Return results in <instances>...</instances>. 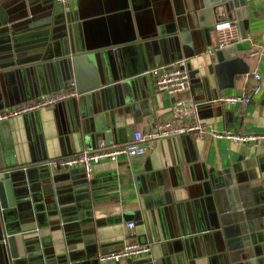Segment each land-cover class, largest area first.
Returning a JSON list of instances; mask_svg holds the SVG:
<instances>
[{"label":"crops","instance_id":"1","mask_svg":"<svg viewBox=\"0 0 264 264\" xmlns=\"http://www.w3.org/2000/svg\"><path fill=\"white\" fill-rule=\"evenodd\" d=\"M224 2L0 0V113L71 83L78 92L53 108L0 121V165L38 166L17 189V195L26 196L18 219L5 224L0 216V264L11 262L2 246L4 225L9 235L33 240L35 252L42 253L17 264H219L221 247L207 227L222 178L217 172L227 169L226 177L244 198L264 209V144L176 134L148 142L145 156L101 161L93 178L85 177L96 179L95 186L78 180L85 176L82 168L51 172L44 164L95 151L101 139L109 146L128 144L135 132L168 121L202 124L217 133L264 132V0L244 1L251 49L237 53L248 62L249 74L263 79L241 77L234 89L220 91L214 27L232 18L240 22ZM125 12L133 17L138 40L87 51L83 22L98 20L85 31L92 46H99L125 35L128 18H113ZM238 15L244 17L242 7ZM253 50L260 54L250 57ZM17 53H35L39 59L14 64ZM179 60L197 72L191 89L175 96L158 92L147 70ZM205 78L212 83L208 91ZM255 85L260 90L244 109L217 101ZM130 222L135 228H128ZM74 223L79 229L65 232V225ZM254 239L264 247V220ZM128 243L148 245L151 253L121 262L100 260Z\"/></svg>","mask_w":264,"mask_h":264},{"label":"water","instance_id":"2","mask_svg":"<svg viewBox=\"0 0 264 264\" xmlns=\"http://www.w3.org/2000/svg\"><path fill=\"white\" fill-rule=\"evenodd\" d=\"M245 0H225L226 12L230 13L235 10L240 22L241 36L243 41L218 48L215 53L217 60L215 68V76L217 80V88L220 91L234 89L236 80L243 78L249 74V64L245 58L239 56L237 53L243 50H250L251 44L246 41L245 30L248 29V22L245 15ZM242 7L244 17L239 16V8ZM47 16V14L45 15ZM126 17L128 18V25L126 26L125 35L119 39H113L110 43L101 44L99 46L93 43L85 31L93 21L83 22L84 27V45L87 51L94 48H106L114 45L135 42L138 40L136 29L133 23L131 13L125 12L118 14L113 18ZM233 19V18H232ZM32 21H35L33 18ZM125 37V38H124ZM114 43V44H113ZM39 56L35 53H17L15 55L14 64H26L38 60ZM205 66V64H203ZM152 68H149L150 71ZM187 70L192 82L197 72L191 70V65L187 62ZM149 77L150 75L147 74ZM205 91H208L212 85L208 78L202 82ZM45 166V165H44ZM47 168V167H46ZM38 170V166H6L0 165V216L2 221L6 224L9 220L18 219V211L21 202L26 198L24 194L17 195V189L26 186L27 178L32 170ZM48 169V168H47ZM49 170V169H48ZM50 172V171H49ZM85 172V171H84ZM219 178L216 188V200L212 205V210L209 211L210 222L207 227H210L214 240L220 249L217 250V259L219 264H264V247L258 245L254 239V235L260 230L264 220V209L255 208L250 204V200L244 198V193L239 188L235 187L232 179L226 177L229 174L227 169L217 172ZM78 176V180L84 181L83 184L97 185V180L86 179ZM87 178V177H86ZM211 223V224H210ZM3 228V227H2ZM65 232L78 230L79 225L66 224ZM5 236L2 246L10 251V264H17L21 259L28 261L36 256H41V252L36 251V244L33 240L25 239L23 235L13 233L9 235L7 228L4 225ZM21 236V237H19ZM24 252V254H22ZM40 253V254H39ZM167 256V255H165ZM30 264V263H29ZM156 264H166L165 260L156 261Z\"/></svg>","mask_w":264,"mask_h":264},{"label":"built area","instance_id":"3","mask_svg":"<svg viewBox=\"0 0 264 264\" xmlns=\"http://www.w3.org/2000/svg\"><path fill=\"white\" fill-rule=\"evenodd\" d=\"M75 0H56L59 5H67ZM238 20L232 19L226 22H221L215 25L214 30L218 37V48L237 44L243 41V38L238 30ZM250 57H256L260 54L258 50H253L249 53ZM186 60H179L169 67H159L148 71L154 80L155 88L158 92L166 93L170 96L183 94L191 89V79L187 71ZM246 81L250 79L256 82L262 81V76L259 73L247 74L244 76ZM260 90L259 85L251 86L246 93L242 95H224L218 98V102L223 106L246 108L252 101V96ZM78 97V92L75 89V83H71L69 88L59 93L44 96L34 100L31 103L23 104L19 107L11 108L0 113V121H7L16 117L37 112L42 108H53L56 104L62 101L73 100ZM176 134H185L194 136L198 139H205L208 136L226 139L233 143H262L264 144V132L262 133H233V132H212L207 131L202 124L179 125L175 122L168 121L158 124L153 130L143 132L137 131L134 133L133 140L124 145L109 146L106 140L98 141V149L95 151H85L83 153L58 158L47 161L44 165L51 171L56 170H71L82 168L85 171L88 179L93 178L95 166L101 161H119L122 158L131 159L134 157L145 156L148 153V142L167 138ZM135 223H128V228H135ZM151 253V248L148 245L138 243H128L123 249L116 252H109L100 255V260L103 262H121L124 259L144 257Z\"/></svg>","mask_w":264,"mask_h":264}]
</instances>
